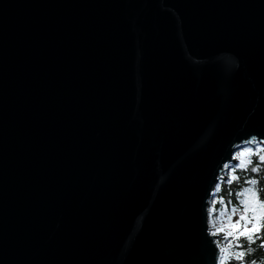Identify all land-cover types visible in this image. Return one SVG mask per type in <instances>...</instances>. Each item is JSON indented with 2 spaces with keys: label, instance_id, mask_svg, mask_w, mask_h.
<instances>
[{
  "label": "water",
  "instance_id": "1",
  "mask_svg": "<svg viewBox=\"0 0 264 264\" xmlns=\"http://www.w3.org/2000/svg\"><path fill=\"white\" fill-rule=\"evenodd\" d=\"M252 134L264 0H0V264H213Z\"/></svg>",
  "mask_w": 264,
  "mask_h": 264
},
{
  "label": "clouds",
  "instance_id": "2",
  "mask_svg": "<svg viewBox=\"0 0 264 264\" xmlns=\"http://www.w3.org/2000/svg\"><path fill=\"white\" fill-rule=\"evenodd\" d=\"M243 141L239 150L231 146L220 169L227 180L212 185L204 207L213 264H264V145L255 134Z\"/></svg>",
  "mask_w": 264,
  "mask_h": 264
},
{
  "label": "snow or ice",
  "instance_id": "3",
  "mask_svg": "<svg viewBox=\"0 0 264 264\" xmlns=\"http://www.w3.org/2000/svg\"><path fill=\"white\" fill-rule=\"evenodd\" d=\"M249 138H251V135L248 136ZM256 138L258 140V142H260L262 145H264V139H258V136L256 135ZM244 143H246V141H241V144L243 145ZM234 148H236L237 150H239V148L241 146L239 145H233ZM231 160V155H230V159H226L224 163H226L227 161Z\"/></svg>",
  "mask_w": 264,
  "mask_h": 264
},
{
  "label": "trees",
  "instance_id": "4",
  "mask_svg": "<svg viewBox=\"0 0 264 264\" xmlns=\"http://www.w3.org/2000/svg\"><path fill=\"white\" fill-rule=\"evenodd\" d=\"M254 162H255V160H254ZM223 180H227V176H226V175H224V176L222 177V180L219 181V182L222 183V187H223ZM262 196H264V193H262Z\"/></svg>",
  "mask_w": 264,
  "mask_h": 264
},
{
  "label": "rangeland",
  "instance_id": "5",
  "mask_svg": "<svg viewBox=\"0 0 264 264\" xmlns=\"http://www.w3.org/2000/svg\"><path fill=\"white\" fill-rule=\"evenodd\" d=\"M242 147V146H241ZM225 172H227V169H225ZM223 176H224V174H223Z\"/></svg>",
  "mask_w": 264,
  "mask_h": 264
}]
</instances>
